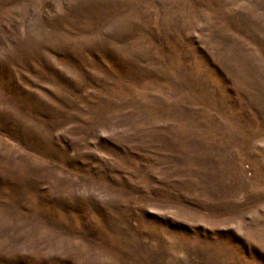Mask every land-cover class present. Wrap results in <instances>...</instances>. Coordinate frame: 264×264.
Masks as SVG:
<instances>
[{"label":"rangeland","instance_id":"1","mask_svg":"<svg viewBox=\"0 0 264 264\" xmlns=\"http://www.w3.org/2000/svg\"><path fill=\"white\" fill-rule=\"evenodd\" d=\"M0 264H264V0H0Z\"/></svg>","mask_w":264,"mask_h":264}]
</instances>
